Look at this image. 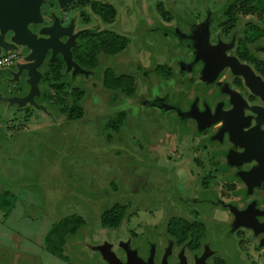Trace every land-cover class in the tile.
Returning a JSON list of instances; mask_svg holds the SVG:
<instances>
[{
    "label": "rangeland",
    "instance_id": "374dc122",
    "mask_svg": "<svg viewBox=\"0 0 264 264\" xmlns=\"http://www.w3.org/2000/svg\"><path fill=\"white\" fill-rule=\"evenodd\" d=\"M91 1L109 3L116 15L106 22L75 4L78 27L115 30L128 45L117 55L100 54L94 69L65 63L61 80L41 85L57 98L54 105L37 94L32 102H18L29 92L27 70L18 69L19 77L10 79L13 68H0V187L16 195L10 214L0 213V264H168L175 259L179 248L167 242V220L193 199L181 190L184 161L193 164L182 158L191 150L182 137L187 128L180 100L219 74L229 81L243 76L233 62L255 76V67L239 56L245 45L264 59V18L238 16L234 29L223 24L224 10L234 0ZM159 65L172 70L170 79L156 70ZM108 67L135 79L132 96L103 86ZM3 76L9 80L2 82ZM74 89L82 91L83 113L69 120L59 109L73 103ZM120 111L126 117L114 130L107 122ZM188 117L201 119L196 113ZM115 201L128 203L120 226L101 228L100 212ZM72 214L81 215L85 225L67 237L64 257L56 256L45 248L44 235ZM4 232L23 243L9 239L12 243L4 245Z\"/></svg>",
    "mask_w": 264,
    "mask_h": 264
},
{
    "label": "flooded vegetation",
    "instance_id": "af4514ba",
    "mask_svg": "<svg viewBox=\"0 0 264 264\" xmlns=\"http://www.w3.org/2000/svg\"><path fill=\"white\" fill-rule=\"evenodd\" d=\"M98 2L42 0L41 21L28 23L27 28L42 38L48 36L42 31L49 28L57 35L61 46L73 42L69 46L72 51L81 34L93 31L78 27L75 4L96 12V9L113 7ZM104 30L122 35L112 29ZM9 37L8 32L4 40L9 41ZM214 52L211 54L215 57ZM7 53L15 55L9 66L13 68L10 79L18 78L19 65L26 63L28 49L19 45L0 54ZM57 56L62 58L59 52L53 57ZM49 58L50 50L43 64ZM65 70L64 66L62 74L66 75ZM222 76L219 74L211 83H201V88L196 84L195 94L180 100L185 111L182 115H186L187 121L186 134L182 137H186L184 144L191 150V156L182 158H190L194 165L189 166L190 163L184 161L187 172L181 173V190L193 199L189 206H181L168 217L167 242L179 248V254L168 260V264H264V76L255 71L258 80L246 78L248 82L242 78L245 76H232L230 81L226 75ZM2 80L9 79L3 76ZM218 80L220 82L216 83ZM188 81L195 83L190 77ZM209 86L212 87L211 102L207 101L209 94L205 95ZM193 113L201 119L188 117ZM200 153L205 157H200ZM173 219L184 221L185 225L175 227ZM194 224L202 225L203 235L198 236L192 229ZM172 254L169 253L167 259Z\"/></svg>",
    "mask_w": 264,
    "mask_h": 264
},
{
    "label": "trees",
    "instance_id": "16d2710c",
    "mask_svg": "<svg viewBox=\"0 0 264 264\" xmlns=\"http://www.w3.org/2000/svg\"><path fill=\"white\" fill-rule=\"evenodd\" d=\"M162 4L159 3V8ZM100 17L108 22L110 18L115 16V9L109 7L106 10L96 9ZM224 15L227 20L223 24H229V28L234 29L235 22L238 16H249L254 15L259 20L264 18V0H234V3L228 5V8L224 10ZM256 29V27L254 28ZM258 30V29H257ZM263 30V29H262ZM264 31V30H263ZM223 32H227L223 30ZM262 33V32H260ZM254 42L258 41V37H254ZM128 45V38L124 35L117 34L110 30H99L90 31L83 33L79 36V40L76 42L75 47L71 51V58L81 68L94 69L98 67L99 55L104 54L107 56H113L121 51L125 50ZM242 60H245L252 64L256 71L264 76V60L256 57L246 47L244 52L239 54ZM47 66L46 71L41 70V77L38 82L39 95L44 98L50 104H55L56 97L48 89H42V84H53L54 81L61 80L62 71L64 69V60L60 57H51L45 61L42 65ZM156 70L166 76L167 78L172 77V70L165 65H159L155 67ZM167 68V72H166ZM63 85V83H61ZM103 86L110 91L121 92L125 96H132L136 90L135 79L129 74H116L112 68H106L102 77ZM61 86V85H60ZM55 89V87H54ZM76 94L74 95L73 103L59 110L66 112V116L69 120H75L82 116V108L78 105L79 99L81 98L82 91L74 89ZM126 117L125 111H120L117 115L107 122L108 126L114 130H118L120 125L123 123ZM16 195L9 189H2L0 187V213L1 217H7L12 209L15 207ZM128 203H121L115 201L111 205L100 212L99 225L101 228L115 229L120 226ZM174 220V219H173ZM175 227H181L184 221L174 220ZM85 220L81 215L72 214L63 217L62 219L54 222L43 238V244L45 248L52 254L64 257V247L66 245L67 237L74 236L77 234L80 228L84 227ZM201 224H194L193 230L198 232V236L203 235V228ZM182 239H179V242Z\"/></svg>",
    "mask_w": 264,
    "mask_h": 264
},
{
    "label": "water",
    "instance_id": "95a60500",
    "mask_svg": "<svg viewBox=\"0 0 264 264\" xmlns=\"http://www.w3.org/2000/svg\"><path fill=\"white\" fill-rule=\"evenodd\" d=\"M64 0H61L63 2ZM42 0H0V53L1 50L9 51L16 46L23 45L28 49L25 57L26 63L19 65V71L26 69L28 73L29 92L27 95L17 99L18 102L24 103L33 101L34 96L39 95L38 82L41 77L39 66L42 65L48 50L51 51V57L57 52L62 55V59L68 65L79 66L72 60L69 46L72 43H59L57 35L49 28L42 32L48 35L46 38L36 37L35 34L27 28V24L41 21L39 17V5ZM10 33L9 41L4 40V35ZM2 48V49H1ZM232 67L247 80H258L250 70L239 65L237 62L232 63ZM13 98L11 101L13 102Z\"/></svg>",
    "mask_w": 264,
    "mask_h": 264
},
{
    "label": "built area",
    "instance_id": "2783aa9c",
    "mask_svg": "<svg viewBox=\"0 0 264 264\" xmlns=\"http://www.w3.org/2000/svg\"><path fill=\"white\" fill-rule=\"evenodd\" d=\"M15 60V55L12 53L0 54V68L11 66Z\"/></svg>",
    "mask_w": 264,
    "mask_h": 264
},
{
    "label": "crops",
    "instance_id": "0c3cea01",
    "mask_svg": "<svg viewBox=\"0 0 264 264\" xmlns=\"http://www.w3.org/2000/svg\"><path fill=\"white\" fill-rule=\"evenodd\" d=\"M2 235L3 236H1V238H2V240L4 239L5 240V244L4 245H7V246H9V244L10 243H12V242H10L11 241V239H15V243L16 244H22L23 243V239H19V238H14L13 236H12V234H11V236L10 237H7V235H6V233L4 232V233H2ZM13 237V238H12ZM9 239H10V241H9ZM1 259H3V258H1Z\"/></svg>",
    "mask_w": 264,
    "mask_h": 264
}]
</instances>
